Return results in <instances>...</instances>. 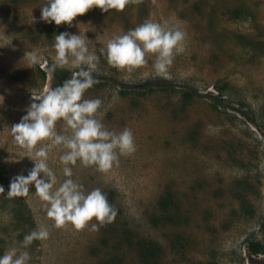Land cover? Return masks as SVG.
<instances>
[{"label": "rangeland", "instance_id": "374dc122", "mask_svg": "<svg viewBox=\"0 0 264 264\" xmlns=\"http://www.w3.org/2000/svg\"><path fill=\"white\" fill-rule=\"evenodd\" d=\"M45 3L0 0V255L27 251V264H264V0H130L122 11L94 7L71 27L40 20ZM145 20L185 33L168 75L156 74L155 54L129 70L100 51ZM79 31L99 56L97 83L82 99L99 98L96 118L115 132L129 128L136 146L104 172L70 165L85 192L100 188L116 210L97 231L95 219L55 227L34 185L7 196L11 180L34 166L9 127L31 93L51 87L54 35ZM30 51L39 64L24 58ZM56 131L71 134L63 120ZM64 151L48 153L54 187L66 179ZM38 227L49 238L24 247Z\"/></svg>", "mask_w": 264, "mask_h": 264}, {"label": "clouds", "instance_id": "9594fccd", "mask_svg": "<svg viewBox=\"0 0 264 264\" xmlns=\"http://www.w3.org/2000/svg\"><path fill=\"white\" fill-rule=\"evenodd\" d=\"M129 2L130 0H46L40 7V20L71 27L77 16L84 15L94 7L108 13L112 9L122 11ZM34 19L32 16L33 21ZM85 32H61L54 35L52 47L55 56L50 73L55 68L64 66L78 70L60 86L49 87L40 95L31 93L32 102L25 109L26 114L18 123L9 127L14 143L28 150L26 157L34 166L26 176L20 174L11 180L7 196L27 194L29 186L34 185V194L46 202V215L54 222L55 227L71 223L76 229H83L95 219L97 223H92L91 229L97 231L104 222L115 217L116 210L100 188L85 192L84 186L71 178L73 172L70 165H75L79 160L84 166H95L98 171L104 172L119 163L120 155L133 153L136 146L133 132L129 128L115 132L107 129L96 118L102 104L99 98L82 99L85 91L97 83L92 70L99 61V56L89 51L87 41L90 40ZM184 38L185 33L179 28L165 27L159 22L145 20L126 33L108 40L106 49L102 48L100 51L111 66L129 70L145 65L147 54H155L153 68L156 74L168 75L174 51ZM24 58L33 65L41 61V57L31 51L26 52ZM58 120H63L67 128L71 129L70 135L56 131ZM45 141L47 143H42ZM38 144L40 147L37 148ZM57 146L65 149L59 156V161L64 165L62 171L66 179L58 187H54L57 177L47 160L49 151ZM0 192L4 193L2 186ZM48 238L47 227H38L25 235L21 243L27 247L34 240ZM29 259L27 251L12 248L0 255V264H27Z\"/></svg>", "mask_w": 264, "mask_h": 264}, {"label": "trees", "instance_id": "16d2710c", "mask_svg": "<svg viewBox=\"0 0 264 264\" xmlns=\"http://www.w3.org/2000/svg\"><path fill=\"white\" fill-rule=\"evenodd\" d=\"M52 77H53V81L51 84V87H57L62 85V83L67 80L70 79V75H69V71L65 70V69H54L52 72ZM148 253L144 254V258H147L148 256H152V252L153 250L147 249Z\"/></svg>", "mask_w": 264, "mask_h": 264}]
</instances>
